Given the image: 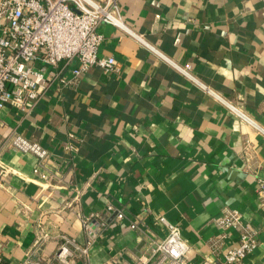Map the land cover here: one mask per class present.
<instances>
[{
  "label": "crops",
  "instance_id": "crops-1",
  "mask_svg": "<svg viewBox=\"0 0 264 264\" xmlns=\"http://www.w3.org/2000/svg\"><path fill=\"white\" fill-rule=\"evenodd\" d=\"M117 4L148 45L101 23L98 53L115 58V71L92 67L61 84L72 66L62 60L37 103L0 110V264H58L64 238L84 241L87 218L97 236L69 264H151L167 234L161 217L177 224L188 263L200 264L237 243L238 229L215 223L225 209L257 231L241 264H264V134L225 103L264 128V0ZM14 132L48 150L46 178L33 172L34 154L11 147Z\"/></svg>",
  "mask_w": 264,
  "mask_h": 264
},
{
  "label": "built area",
  "instance_id": "built-area-1",
  "mask_svg": "<svg viewBox=\"0 0 264 264\" xmlns=\"http://www.w3.org/2000/svg\"><path fill=\"white\" fill-rule=\"evenodd\" d=\"M101 23L120 28L146 44L125 23L117 0H0V110L10 106L24 111L28 110L29 101L37 103L59 75H48L49 69L62 60L72 66L71 77L68 80L59 78L61 84L75 83L80 74L92 67H98L104 72L115 71V58L111 55L100 56L98 53L103 40V35L97 31ZM168 62L201 88L215 94L194 77L188 65H179L170 60ZM225 103L240 121L264 134V128L239 108L229 102ZM10 145L18 151L34 154L38 161L33 172L46 178L45 172L41 170L48 156L45 147L17 132L10 137ZM68 147L73 148L71 145ZM258 192L264 193V179L258 181ZM106 209L113 211L115 218L124 217L123 211L115 209L111 204ZM160 222L166 227L167 234L155 243L153 253L157 254V258L151 264H189V246L181 237L177 224L164 217L160 218ZM83 223L84 241L77 244L64 238L55 254L58 264H69L76 252L88 254L97 232L88 218ZM215 223L225 230L238 229L237 243L225 250L221 257L204 258L200 264H241L258 246L257 231L244 225L237 211L223 210L215 218ZM130 227L134 228L136 224L131 222ZM225 236L223 232L219 238L209 240L212 251L218 249L219 239ZM140 264L148 262L142 260Z\"/></svg>",
  "mask_w": 264,
  "mask_h": 264
}]
</instances>
